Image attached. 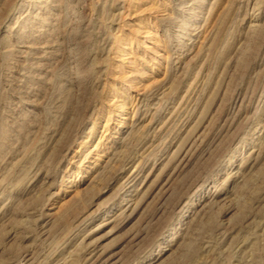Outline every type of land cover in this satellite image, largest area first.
Segmentation results:
<instances>
[{"label": "rangeland", "instance_id": "rangeland-1", "mask_svg": "<svg viewBox=\"0 0 264 264\" xmlns=\"http://www.w3.org/2000/svg\"><path fill=\"white\" fill-rule=\"evenodd\" d=\"M0 264H264V0H0Z\"/></svg>", "mask_w": 264, "mask_h": 264}]
</instances>
